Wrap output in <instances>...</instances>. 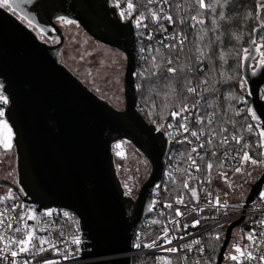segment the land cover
I'll return each mask as SVG.
<instances>
[{"label": "water", "instance_id": "obj_1", "mask_svg": "<svg viewBox=\"0 0 264 264\" xmlns=\"http://www.w3.org/2000/svg\"><path fill=\"white\" fill-rule=\"evenodd\" d=\"M14 3L15 13L0 8V92L9 101L5 118L14 134L18 182L1 179L0 186L39 210L59 208L76 214L89 240L81 264H133L136 232L149 217L151 191L162 180L168 153L165 134L138 108L135 25L123 21L109 0ZM261 11L258 7V25L243 57L242 80L251 100L249 116L264 130V58H259L257 45L264 28ZM65 20L126 56L124 109L99 97L62 63L65 36L58 21ZM37 30L58 38V43L43 41ZM122 139L151 166L135 198L127 194L113 154V145ZM263 184L264 171L250 185L245 208ZM244 219L227 226L217 264L224 263L234 230Z\"/></svg>", "mask_w": 264, "mask_h": 264}, {"label": "built area", "instance_id": "obj_2", "mask_svg": "<svg viewBox=\"0 0 264 264\" xmlns=\"http://www.w3.org/2000/svg\"><path fill=\"white\" fill-rule=\"evenodd\" d=\"M109 3L117 9L123 21L131 20L135 25L137 63L134 77L139 91L143 86L140 82L141 78L149 73L157 74L159 70L158 59L153 54L154 49H165L166 51H175L182 54L189 41L185 26L189 21L194 24L197 19L189 20L187 9L181 0H175V2L167 0V3H164V0H151V2L150 0H109ZM129 3L133 5L132 9L128 8ZM121 13H124V15H121ZM153 13L156 14L157 18L153 17ZM168 15L172 16V22L163 18ZM138 20L140 21L139 24H137ZM181 38L184 39L182 47L179 44ZM173 44L176 47H168V45ZM153 57H155V61ZM154 64L158 67H154ZM204 66L201 64L199 70L204 71ZM206 81V78H204L203 82ZM203 82L198 76L192 81L191 86L199 85V87L197 93H189L193 96V101L187 104L189 108L187 112L181 113L164 124L155 123L168 140V153L164 161L162 180L151 191L152 204L149 214L151 218L147 217L149 221H146V218L143 222L147 226L155 223L154 221L158 217H163V232L150 241H144V236L135 237L134 249L130 254L133 260L134 258L144 257L138 264H169V262L170 264H196L197 261H199V264H217L218 257H211L207 253L206 240L212 236L204 235L212 234L215 228L222 225L227 228L229 224L242 216L245 219L234 230L236 236L232 237V247L231 243L228 247L227 263L237 264L228 257L230 253L236 254L234 246H239L252 252L255 257L251 261L243 260L242 264H264V261L259 259L261 255H264V224L259 223V221H264V200L260 198V193L264 191V184L259 194L247 208L244 205L249 193L245 198H242L236 188H232V194L225 189L228 179L231 177L229 173L245 164L242 157L244 152H248L246 146L250 144V141H244L245 139L238 138L235 134H227L225 129L221 132L216 128L206 129V119L203 114ZM244 85L243 90L247 95L246 85ZM0 95L5 96L2 92H0ZM262 96L264 101V88ZM248 99L250 100L249 97ZM249 105H247L246 98H241L238 103L239 113L244 114L247 111L249 115ZM8 106L9 101L7 104L0 102V109L4 111V116L0 117V120H6ZM211 120L210 117L208 121ZM181 124L186 125L189 131H183L180 127ZM262 126L260 121L253 119L247 125V130L254 139L255 147L264 146L260 134ZM192 131H196L199 138L191 136ZM233 136L237 137L240 143L233 140ZM259 136L261 137L260 142L256 139ZM225 137L227 143H222L221 141ZM209 139L212 140L214 145L212 150L220 152L221 155L217 160H209L205 169L201 171L202 151L208 146ZM117 144L120 145L119 148L116 147ZM113 148L116 161H123L127 158L126 141L122 139V141L116 142ZM186 148L190 151L187 157L189 169L185 174L187 180L185 183L188 184V188L174 199L166 200L164 197L165 187L180 178L181 171L178 160L184 154ZM193 148L196 149L195 152L192 151ZM221 148L223 149L221 150ZM118 152L121 155H117ZM248 154L251 153L248 152ZM189 156L195 160L199 170H197V167L191 166L192 161ZM208 163L213 165L211 170L207 169ZM217 168L219 169L214 175V170ZM221 173L225 175H221ZM190 189H196L198 199L192 197ZM209 193L211 196L208 195ZM216 197H219L222 203L226 201L229 207H213ZM180 198L183 199V204L176 202ZM209 200L212 201L211 204L208 203ZM167 204H171L172 207L166 208L165 205ZM194 208H202L203 211H192ZM176 209H180L185 214L176 216ZM50 212H52L51 216L47 215L45 210H39L36 204L22 201L16 194L11 197L9 192H0V264H25V262L27 264H45L46 261H54L56 264H81L85 261L82 256L85 249H87L85 245L89 240L86 231L81 226L79 217L69 210L59 208H54ZM65 212L68 213L67 216L64 215ZM28 215L35 216V219H28ZM197 219L200 220L199 225L192 227L193 220ZM186 224L188 227H185ZM16 228L24 229V231L18 233L15 231ZM165 229H167V236L171 240L170 244L165 243L163 239ZM28 230L35 233L33 246L29 252L20 253L18 246L11 243V241L22 238ZM249 233L254 234L255 242L247 239ZM180 237H183V239ZM41 238L48 241V243L41 245L39 243ZM73 239H78L79 244H73ZM195 240H199L200 243L194 244L193 241ZM153 241H156V246L151 248L144 246L151 244ZM186 244H191L192 248L182 249L176 253L166 251L167 248H182ZM41 248H43V251L40 250ZM13 251L18 252L16 257L11 255ZM65 256H68V259H65Z\"/></svg>", "mask_w": 264, "mask_h": 264}, {"label": "trees", "instance_id": "obj_3", "mask_svg": "<svg viewBox=\"0 0 264 264\" xmlns=\"http://www.w3.org/2000/svg\"><path fill=\"white\" fill-rule=\"evenodd\" d=\"M181 2L187 9L189 20L192 17L197 19L194 24L189 21L185 26L189 36L187 48L182 54L165 49H154L153 54L158 59L159 70L157 74L149 73L141 78L140 82L143 86L138 92V108L146 114L151 123L160 125L169 122L174 119L171 115L173 111H179L182 106L193 101V96L186 90V82L195 80L196 76L202 82L206 78L207 81L203 82V114L206 119V129L216 128L219 132L225 129L227 134H235L238 138L245 139L244 141H250L246 146L251 153L250 156L259 162L263 161L264 146L255 147L254 139L247 130V125L251 122L248 112L240 114L238 110L241 98L247 99V105L250 103L243 90L242 64L244 49H248L249 40L258 24L259 0H204L205 8H200L198 0H181ZM209 5L211 7H208ZM257 41L261 44V53H264V28L259 31ZM168 59H172L171 65L167 63ZM201 64L205 65L204 71L199 70ZM168 67H175L177 72L168 73L166 70ZM210 117L212 120L208 121ZM256 139L260 142L261 137ZM126 145L128 150L133 146L127 141ZM213 146L212 143L208 144L202 151L201 171L205 169L209 160L220 158L221 153L213 151ZM189 152L186 148L178 160L180 178L165 187L166 200L174 199L187 189L184 184L187 181L185 174L189 169L187 164ZM119 162L116 161V164ZM219 168L214 170V175ZM127 194L130 195L131 192ZM149 218L146 221H149ZM154 222L147 226L144 222L141 223L136 236H144V241L159 236L163 232V217H158ZM226 229L222 225L215 228L212 234L204 235L212 236L206 240L207 253L211 257L219 256ZM217 235L219 239H216ZM142 258L144 257L134 258L133 264L140 263ZM223 264H228L226 255Z\"/></svg>", "mask_w": 264, "mask_h": 264}, {"label": "rangeland", "instance_id": "obj_4", "mask_svg": "<svg viewBox=\"0 0 264 264\" xmlns=\"http://www.w3.org/2000/svg\"><path fill=\"white\" fill-rule=\"evenodd\" d=\"M262 2L264 0H259V4ZM261 17L264 21V9L261 11ZM58 25L65 36V46L61 51L62 63L73 73L77 74L99 97L107 100L117 109H124V75L126 66L124 54L112 47L110 48L103 44L95 43L86 32H83L81 27L74 23L65 24L63 21H59ZM38 34L42 40L49 43L56 44L59 41L56 37L52 40L47 39L40 31ZM257 45L261 49V44L258 41ZM246 49H244V55L248 52L245 51ZM259 58L263 57L260 56ZM6 135L4 130L0 128V140L5 139ZM13 139L14 134L11 129L10 142L12 147L6 149L3 144H0V177L15 182L18 178V173ZM116 166L127 192H136V194L142 184L149 179L148 177L151 172L150 163L133 146H130L127 158L117 163ZM239 168L242 169V172L234 170L229 175L233 176L244 171L251 172V175H255V173L260 171L263 172L264 160L258 161L255 165L250 162H245ZM225 189L232 194V187L225 186ZM0 192L6 193V188L0 186ZM233 236L235 237L236 235L233 233Z\"/></svg>", "mask_w": 264, "mask_h": 264}, {"label": "snow or ice", "instance_id": "obj_5", "mask_svg": "<svg viewBox=\"0 0 264 264\" xmlns=\"http://www.w3.org/2000/svg\"><path fill=\"white\" fill-rule=\"evenodd\" d=\"M150 2H151V0H150ZM164 3H167V0H164ZM198 3H199L200 8H205L206 7V5L204 3V0H198ZM17 7H18V5H16L14 3V0H0V8L9 9L13 13H15ZM208 7H211V6L209 5ZM258 7H260L261 9H264V2L260 3L258 5ZM128 8L129 9H132L133 8V5L131 3H129L128 4ZM121 15H124V13H121ZM153 17L154 18H157L155 13H153ZM163 18L164 19H167L169 22H172V16L171 15H168V16L163 17ZM221 18H223V16ZM61 19H63V18H61ZM192 19L193 20H196V17H192ZM64 22L65 23H71V21H68V20H65ZM181 22H183V21H181ZM139 23H140V21L138 20L137 21V24H139ZM199 23H203V21H199ZM178 35H180V34H178ZM174 39H175V37H174ZM253 43H255V42H253ZM179 44L182 47L183 44H184V39L181 38L179 40ZM168 47L174 48V47H176V45L175 44L168 45ZM245 51L247 52L248 50L246 49ZM261 55L264 56V53H261ZM245 59H247V57H245ZM153 60L155 61V57H153ZM167 63L169 65H171L173 63L172 59H168ZM260 63H261V65H264V59H261ZM154 67H158V65H155L154 64ZM166 70H167L168 73H173V74H175L177 72V69L175 67H168ZM186 85H187L186 86V90H187L188 93L195 94V93L198 92L199 85H197V86H191L192 85V81H190V80L186 82ZM0 102H3L4 104H7L8 103L7 97L6 96H3V95H0ZM188 110H189L188 106L185 105V106H182L179 109V111H173L171 113V115L173 117H177L181 113L187 112ZM3 116H4V111L2 109H0V117H3ZM180 127L185 132H188L189 131V129L184 124H181ZM0 128H2L4 130V132L7 134L5 139L0 140V144H3V146L6 149H10L12 147V144L10 142L11 141V128L8 126L6 120H0ZM260 134H261L262 137H264V130H262ZM191 136L199 138L198 137V133L196 131H192L191 132ZM233 140H235L237 143H240V140L237 137H235V136H233ZM221 142L222 143H227V138L225 137L224 140H222ZM208 143L211 144L212 143V140L209 139L208 140ZM116 147L119 148L120 145L117 144ZM201 147H203V145H201ZM192 151L195 152L196 149L193 148ZM117 155H121V153L118 152ZM213 155H215V153ZM189 159L192 161V165L191 166L197 167V170H199L198 166H196L195 160L192 159L191 156H189ZM242 160L244 162H250L251 164H254V165L258 163V161L254 160V159H252L250 157V155L248 154V152H244L243 157H242ZM221 166H223V165H221ZM212 167H213V165L211 163H208L207 164V169L208 170H211ZM236 171L237 172H241L242 169L241 168H237ZM221 175H225V174L224 173H221ZM184 187L185 188H188V184L185 183L184 184ZM190 192H191L192 197H197V191H196V189H190ZM208 195L211 196L210 193ZM260 198H261V200H264V191H262L260 193ZM197 199H198V197H197ZM176 202L178 204H183L184 203L182 198L178 199ZM208 203L211 204L212 201L209 200ZM212 206L213 207H217V208H227V207H229V205L227 204V202L225 201V202L222 203L219 197H216L215 204L212 205ZM165 207L166 208H171L172 205L171 204H167V205H165ZM192 211H203V209L202 208H200V209H195L194 208V209H192ZM46 214L49 215V216H51L52 215V212H47ZM184 214L185 213L181 212L180 209H176V216H182ZM64 215L67 216L68 213L65 212ZM28 219H35V216L28 215ZM199 223H200V220H198V219L197 220H193L191 226L192 227H196L197 225H199ZM259 223L264 224V221H259ZM9 227H11V225H9ZM185 227H188V225L186 224ZM15 231L19 233V232H23L24 229L16 228ZM34 238H35L34 231L28 230L27 233H26V235H24L22 238H20L18 240L11 241V243H14V244H16L18 246L20 253L29 252L31 250V247L33 246V240H34ZM180 238L183 239V237H180ZM163 239L165 240V243H169V244L171 243V240L167 236V229H165V236L163 237ZM216 239H219V236L218 235H217ZM247 239L250 240V241L255 242V236H254V234L253 233H249ZM79 242L80 241L78 239H73L72 240V243L73 244H79ZM39 243L41 245H43L45 243H48V241H46L43 238H41L40 241H39ZM193 243L194 244H199L200 241L199 240H195V241H193ZM144 246L145 247H148V248L154 247V246H156V241H153L151 244H146ZM137 247H139V245H137ZM191 248H192V245L191 244H186V245H183L182 248H176V247L167 248L166 251H168L170 253H176L178 251H181L182 249H191ZM40 250L43 251V248H41ZM234 252L236 254H231L230 253L228 258H230L232 261L237 262V264H242V261L243 260L251 261V260L255 259V257L253 256L252 252L246 251L245 249H242L239 246H234ZM11 255L13 257H16L18 255V252L13 251L11 253ZM64 258L65 259H68V256H65ZM259 259L261 261H264V255H261ZM25 264H27V262H25ZM45 264H56V262H54V261H46ZM169 264H170V262H169ZM196 264H199V261H197Z\"/></svg>", "mask_w": 264, "mask_h": 264}, {"label": "flooded vegetation", "instance_id": "obj_6", "mask_svg": "<svg viewBox=\"0 0 264 264\" xmlns=\"http://www.w3.org/2000/svg\"><path fill=\"white\" fill-rule=\"evenodd\" d=\"M37 32H39L37 30ZM45 35V34H44ZM46 36V35H45ZM40 37V36H39ZM47 39L49 40H52L54 38H49L48 36H46ZM41 39V38H40ZM44 41V40H43ZM47 42V41H45ZM49 43V42H47ZM49 44H52V43H49ZM262 171L258 172V173H255V175H251V172L249 171H244L243 173H240V174H236V175H233L231 176L229 179H228V183H227V186L228 187H234L237 189V191L240 193L241 197L242 198H245V196L249 193L250 191V185L255 183L258 178L260 177ZM1 179H5V178H2L0 177V180ZM8 180V179H7ZM12 182V181H11ZM18 180H16L15 182L13 183H17ZM4 187V186H3ZM6 188V192H9L10 189L5 187ZM139 192V191H138ZM137 192V194H138ZM136 192L135 193H131L129 196H132V197H136L137 196Z\"/></svg>", "mask_w": 264, "mask_h": 264}]
</instances>
